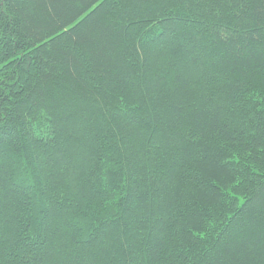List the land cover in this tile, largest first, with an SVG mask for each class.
Here are the masks:
<instances>
[{
  "label": "trees",
  "instance_id": "1",
  "mask_svg": "<svg viewBox=\"0 0 264 264\" xmlns=\"http://www.w3.org/2000/svg\"><path fill=\"white\" fill-rule=\"evenodd\" d=\"M0 264H264V0H0Z\"/></svg>",
  "mask_w": 264,
  "mask_h": 264
}]
</instances>
